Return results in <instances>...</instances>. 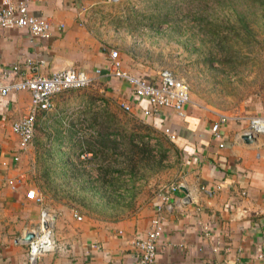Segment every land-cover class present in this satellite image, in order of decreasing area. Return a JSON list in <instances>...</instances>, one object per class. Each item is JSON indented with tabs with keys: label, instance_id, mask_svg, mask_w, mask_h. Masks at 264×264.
<instances>
[{
	"label": "crops",
	"instance_id": "0c3cea01",
	"mask_svg": "<svg viewBox=\"0 0 264 264\" xmlns=\"http://www.w3.org/2000/svg\"><path fill=\"white\" fill-rule=\"evenodd\" d=\"M26 2L32 16L51 23V36L33 38L26 30L0 29V70L16 67L12 81L28 74L51 76L63 69L88 73L99 92L130 106L124 113L143 117L163 133L172 147L167 162L176 154L178 163L172 180L146 190L165 186L158 196L144 194L133 213L117 222L81 215L76 220L65 208L49 215L43 203L26 198L29 190L40 195L43 187L32 177L36 158L20 148L12 132V124L29 110L30 94L0 98V264H29L24 238L39 231L45 215L51 218L55 243L40 253L36 264H138L133 242L145 236L156 216L163 226L156 264H264V134L249 132L252 109L241 117H228L219 139L211 128L223 114L212 108L190 101L184 117L165 108L153 111L147 100L136 98L129 85L108 73L109 53L116 49L125 72L154 84L161 70L138 71L136 59L123 50L121 41L107 39L108 30H120L107 26L101 11L105 0ZM60 95L53 98L54 107ZM45 114L38 113L35 130ZM246 134L254 141L245 142ZM170 184L178 190L170 193Z\"/></svg>",
	"mask_w": 264,
	"mask_h": 264
},
{
	"label": "rangeland",
	"instance_id": "374dc122",
	"mask_svg": "<svg viewBox=\"0 0 264 264\" xmlns=\"http://www.w3.org/2000/svg\"><path fill=\"white\" fill-rule=\"evenodd\" d=\"M101 11L107 26L120 30H108L107 39L121 41L138 71H170L189 86L196 106L227 117H241L249 107L253 117L264 118V10L249 0L204 7L196 1L120 0ZM95 84L59 96L39 119L28 154L36 158L32 177L42 184L39 196L49 215L65 208L117 222L144 194L162 192L165 186L146 190L172 180L178 158L167 162L172 147L163 133L143 117L128 116Z\"/></svg>",
	"mask_w": 264,
	"mask_h": 264
},
{
	"label": "built area",
	"instance_id": "2783aa9c",
	"mask_svg": "<svg viewBox=\"0 0 264 264\" xmlns=\"http://www.w3.org/2000/svg\"><path fill=\"white\" fill-rule=\"evenodd\" d=\"M107 3H117L120 0H105ZM51 23L44 19L32 16L28 9L26 0L14 2L13 0H1L0 6V29H22L26 30L33 38L48 39L51 36ZM63 28V26H60ZM108 73L114 78L120 79L132 88L133 94L138 99L148 101L151 110L170 109L178 116L184 117V107L190 102L189 86L185 82L177 81L168 70H161L157 82L152 84L144 79L136 77L122 68L119 53L113 50L109 53ZM28 64L31 63L27 60ZM17 70L16 67L7 71L0 70V98L10 93L26 91L30 94V107L26 115L12 124V132L18 137L20 148L26 151L33 143L37 115L40 112H48L54 108L53 98L72 90H82L90 87L95 78L86 72L63 69L54 72L51 76L28 74L24 79L18 81L10 80V76ZM101 74L100 70L95 71ZM125 112L130 111L126 103L120 104ZM149 114V111L145 112ZM228 117L220 116L218 122L213 124L211 130L215 139L220 138V127L226 123ZM249 132L253 134H264V118L252 117L249 123ZM171 140L175 136L166 130ZM223 145H220V148ZM17 161V159H15ZM178 190L177 185L169 187L170 193ZM26 198L37 203L42 198L34 191L29 190ZM169 195L163 196V201H168ZM161 208L157 207V212ZM74 218L81 220V216L75 213ZM163 234V226L160 216L151 220L150 229L145 236L133 242L137 250L138 264H156L158 242ZM54 236L51 218L43 216L41 227L34 238L28 242L27 256L29 264H36L40 253L54 246Z\"/></svg>",
	"mask_w": 264,
	"mask_h": 264
},
{
	"label": "trees",
	"instance_id": "16d2710c",
	"mask_svg": "<svg viewBox=\"0 0 264 264\" xmlns=\"http://www.w3.org/2000/svg\"><path fill=\"white\" fill-rule=\"evenodd\" d=\"M183 2H187V3H192L193 1H196L198 2L199 4L202 5V7H204L205 5L211 3V2H214L216 0H182ZM249 3L252 4V5H255V6H258L259 8H261L262 10H264V0H249ZM159 11V10H158ZM159 17V16H158ZM160 21V20H158ZM163 22H166V20H163L162 22H159V25ZM155 25H152L151 24V27L152 28H155L154 27ZM158 26V25H157ZM94 153H95V150H94ZM95 154H101L100 150L98 152H96ZM124 155V154H123Z\"/></svg>",
	"mask_w": 264,
	"mask_h": 264
},
{
	"label": "water",
	"instance_id": "95a60500",
	"mask_svg": "<svg viewBox=\"0 0 264 264\" xmlns=\"http://www.w3.org/2000/svg\"><path fill=\"white\" fill-rule=\"evenodd\" d=\"M243 139L245 140V142L251 143L254 141V138L251 134H246L243 136ZM182 190V189H181ZM34 238V234H27L24 238L25 242H30L32 239Z\"/></svg>",
	"mask_w": 264,
	"mask_h": 264
}]
</instances>
